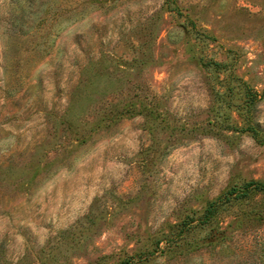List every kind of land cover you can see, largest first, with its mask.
<instances>
[{
	"label": "rangeland",
	"instance_id": "1",
	"mask_svg": "<svg viewBox=\"0 0 264 264\" xmlns=\"http://www.w3.org/2000/svg\"><path fill=\"white\" fill-rule=\"evenodd\" d=\"M254 184L264 0H0V264H264Z\"/></svg>",
	"mask_w": 264,
	"mask_h": 264
},
{
	"label": "trees",
	"instance_id": "2",
	"mask_svg": "<svg viewBox=\"0 0 264 264\" xmlns=\"http://www.w3.org/2000/svg\"><path fill=\"white\" fill-rule=\"evenodd\" d=\"M250 185H251V184H248V185L246 186L245 190H246V189H249ZM254 186H255V187H262V189H264V186L261 185V184H254Z\"/></svg>",
	"mask_w": 264,
	"mask_h": 264
}]
</instances>
